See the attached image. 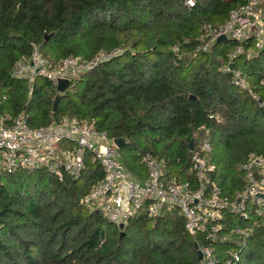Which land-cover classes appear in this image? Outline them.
<instances>
[{"label": "trees", "instance_id": "1", "mask_svg": "<svg viewBox=\"0 0 264 264\" xmlns=\"http://www.w3.org/2000/svg\"><path fill=\"white\" fill-rule=\"evenodd\" d=\"M243 0H0L2 115L26 117L31 128L62 117L95 120L108 139H123L118 154L129 174L145 180V154L164 160L168 177L192 180L189 144L202 129L212 144L211 175L231 198L243 187L240 166L252 153L264 156V110L221 72L237 43H217L195 54L203 22L223 23ZM36 47L52 65L69 56L88 60L99 51L123 52L57 85L38 77L13 79L14 63ZM178 47L175 52L174 48ZM264 102V49L234 61ZM102 176L86 159L78 179L57 181L44 170L0 173V264H199L193 244H206L219 264L237 250L231 231L253 227L237 264H264V226L232 213L221 221L224 242H207L185 230L177 208L159 217L142 213L120 231L80 200ZM121 233L123 235L121 236Z\"/></svg>", "mask_w": 264, "mask_h": 264}, {"label": "built area", "instance_id": "2", "mask_svg": "<svg viewBox=\"0 0 264 264\" xmlns=\"http://www.w3.org/2000/svg\"><path fill=\"white\" fill-rule=\"evenodd\" d=\"M198 0H185L189 7ZM237 43L228 54L221 72L230 75L231 84L246 92L259 109L264 102L252 91L248 79L234 67L239 56L253 57L264 49V0H243L230 10L223 23L203 22L194 53L211 51L217 39ZM178 47L174 48L176 52ZM123 52L121 48L99 51L85 60L69 56L52 65L33 47L29 58L14 63L10 71L13 79L31 85L38 77L55 84L93 70ZM230 65H233L230 68ZM264 85V81H262ZM0 90V109L5 101ZM197 148L191 151L192 180L168 177L166 163L151 154L141 158L146 170L145 180L133 178L120 160L114 140L98 132L95 120H77L67 116L45 127L31 128L26 117L12 118L0 113V173L19 170H44L57 181L78 179L85 170L86 159L98 165L102 176L80 200L91 212H99L118 229L145 213L148 218L159 217L165 209L177 208L185 222V230L192 237L203 235L207 242H224L221 234L225 213H232L243 222L255 219L264 226V156L252 153L240 166L243 187L233 197L225 196L211 180L215 172L212 144L208 129H202ZM231 234L239 240L237 250H228L225 264H237L253 234V227H236ZM197 244L201 255L199 264H219L215 251L206 244Z\"/></svg>", "mask_w": 264, "mask_h": 264}, {"label": "water", "instance_id": "3", "mask_svg": "<svg viewBox=\"0 0 264 264\" xmlns=\"http://www.w3.org/2000/svg\"><path fill=\"white\" fill-rule=\"evenodd\" d=\"M227 39L225 38V36H220L218 39H217V43H223V42H226ZM233 65H230V68H232ZM69 80H66V79H63V80H59L57 82V92H58V95L57 97L55 98L54 100V104H53V112L56 111V108H57V105L59 103V100H60V95L65 91V89L67 88V86L69 85ZM124 144V140L123 139H117V140H114V145L116 146L117 149H120ZM194 148V141H191L190 144H189V151H192ZM124 228L123 225H120L119 226V230L122 231V229ZM123 235V233H121V236ZM194 246V250L196 251V254H197V258L198 260H201V255L200 253L197 251V244L194 243L193 244Z\"/></svg>", "mask_w": 264, "mask_h": 264}, {"label": "rangeland", "instance_id": "4", "mask_svg": "<svg viewBox=\"0 0 264 264\" xmlns=\"http://www.w3.org/2000/svg\"><path fill=\"white\" fill-rule=\"evenodd\" d=\"M210 52V51H209Z\"/></svg>", "mask_w": 264, "mask_h": 264}]
</instances>
